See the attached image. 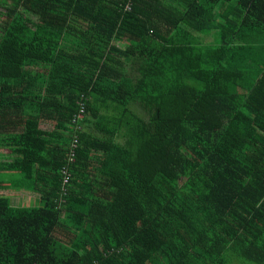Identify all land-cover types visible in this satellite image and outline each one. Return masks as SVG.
I'll return each instance as SVG.
<instances>
[{
    "label": "trees",
    "instance_id": "obj_1",
    "mask_svg": "<svg viewBox=\"0 0 264 264\" xmlns=\"http://www.w3.org/2000/svg\"><path fill=\"white\" fill-rule=\"evenodd\" d=\"M1 173L0 264H264V0H0Z\"/></svg>",
    "mask_w": 264,
    "mask_h": 264
},
{
    "label": "rangeland",
    "instance_id": "obj_2",
    "mask_svg": "<svg viewBox=\"0 0 264 264\" xmlns=\"http://www.w3.org/2000/svg\"><path fill=\"white\" fill-rule=\"evenodd\" d=\"M211 38V36H209ZM212 39V38H211ZM14 176L6 175L5 173L0 174V180L4 183H9V181L14 180ZM7 191H10V189H7ZM0 192V196H5L10 199V202L13 206H18L19 203L24 205H33L34 204V197L33 194H28L26 192ZM18 204V205H17Z\"/></svg>",
    "mask_w": 264,
    "mask_h": 264
}]
</instances>
